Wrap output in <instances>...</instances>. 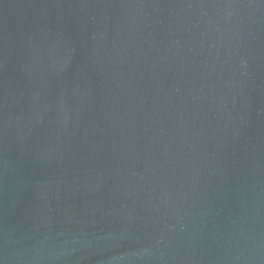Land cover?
<instances>
[{
	"label": "water",
	"instance_id": "1",
	"mask_svg": "<svg viewBox=\"0 0 264 264\" xmlns=\"http://www.w3.org/2000/svg\"><path fill=\"white\" fill-rule=\"evenodd\" d=\"M0 264H264V0H0Z\"/></svg>",
	"mask_w": 264,
	"mask_h": 264
}]
</instances>
